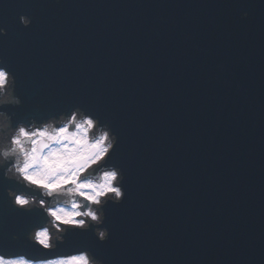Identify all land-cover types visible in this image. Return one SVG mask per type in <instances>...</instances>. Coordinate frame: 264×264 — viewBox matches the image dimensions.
Wrapping results in <instances>:
<instances>
[{"label":"water","instance_id":"95a60500","mask_svg":"<svg viewBox=\"0 0 264 264\" xmlns=\"http://www.w3.org/2000/svg\"><path fill=\"white\" fill-rule=\"evenodd\" d=\"M233 1L0 0L14 124L79 105L120 137L127 196L107 207L111 239L70 232L62 249L107 264H264V0H236L244 19ZM8 186L0 177V249L39 256L25 240L39 214L13 209Z\"/></svg>","mask_w":264,"mask_h":264},{"label":"clouds","instance_id":"9594fccd","mask_svg":"<svg viewBox=\"0 0 264 264\" xmlns=\"http://www.w3.org/2000/svg\"><path fill=\"white\" fill-rule=\"evenodd\" d=\"M63 5V0H54ZM245 10L241 18L249 17ZM24 27L34 16L22 13ZM8 29L0 26V36ZM16 73L0 55V177L13 209L36 212L39 220L25 234L41 255L14 248L0 249V264H107L91 249H62L70 232L91 231L100 242L111 239L107 207L127 196L126 174L112 162L120 137L108 121L79 105L47 118L13 122L5 105H21ZM19 232L12 233L20 240ZM67 253L46 255L45 253Z\"/></svg>","mask_w":264,"mask_h":264}]
</instances>
